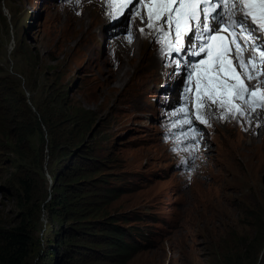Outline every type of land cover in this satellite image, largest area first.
Masks as SVG:
<instances>
[{
  "label": "rangeland",
  "instance_id": "rangeland-1",
  "mask_svg": "<svg viewBox=\"0 0 264 264\" xmlns=\"http://www.w3.org/2000/svg\"><path fill=\"white\" fill-rule=\"evenodd\" d=\"M74 7L0 0V229L24 224L28 264H264L263 154L251 153L264 136L252 147V124L194 122L202 137L183 165L170 124L185 72L162 56L155 71L114 65L112 42L137 40L132 13L114 33L121 16L105 13L87 43V11L66 20ZM111 231L128 256L112 257Z\"/></svg>",
  "mask_w": 264,
  "mask_h": 264
},
{
  "label": "snow or ice",
  "instance_id": "snow-or-ice-1",
  "mask_svg": "<svg viewBox=\"0 0 264 264\" xmlns=\"http://www.w3.org/2000/svg\"><path fill=\"white\" fill-rule=\"evenodd\" d=\"M66 2L80 6L82 0ZM104 3L110 19H118L132 7V18L145 25L140 33H154V42L168 61L165 66L174 64L186 73L183 104L171 113L176 119L170 124L179 130L174 137L178 147L172 151L189 154L183 165L194 164L202 137L194 122L212 127L216 118L251 124L253 115L264 110V0ZM126 38L132 43L131 32Z\"/></svg>",
  "mask_w": 264,
  "mask_h": 264
},
{
  "label": "bare ground",
  "instance_id": "bare-ground-1",
  "mask_svg": "<svg viewBox=\"0 0 264 264\" xmlns=\"http://www.w3.org/2000/svg\"><path fill=\"white\" fill-rule=\"evenodd\" d=\"M77 7H78L77 9L76 7H74L70 9L68 13H66L67 14L66 20L80 25V23L84 20L83 11L84 10L87 11L86 12L87 15L85 18H88L87 20L89 21V25H88L89 27L85 32V38L87 37L86 42L88 43L89 41L88 35L90 33V30L92 33L93 27L99 26L101 24L104 18V14L106 13V6L104 0H82L81 5ZM77 12H79L80 14L77 15ZM130 13H132V10L128 9L124 13V15L121 16L119 22H117L112 28L107 29V31L109 33H114V32H120L126 30V24H127L126 22L129 19L128 17L130 16ZM131 22H134L133 27L135 28V31L137 33L134 34L135 37H137V40L132 41V43H128L127 38L122 37L121 39H117L116 42H112L113 45L111 48H109V57L113 61L114 65L117 61L120 62V60L121 61L123 60V62L125 63L129 62L127 66L131 64L133 66H137L138 64L139 65L146 64L147 68L155 71L156 68L160 65L161 54L159 52V45L154 42V33L149 34L146 31L144 34H141L139 29L145 27V25L142 24L138 18L133 19V21ZM73 32L74 34H77L76 28L74 29ZM150 47H152L151 52H149ZM88 48H90V46ZM87 54H89V52H87ZM116 65L117 66L114 67L110 75L109 83L120 82V75L124 71V69H122V66H120L119 63H117ZM253 85L254 82H252V86ZM258 119H262L264 121V110L259 111L258 116L253 115V119L251 122L252 130L250 129L249 133L247 134V137L251 141L252 147H255L256 144L255 139L258 136V134L260 136H264V122L259 127H257V123L259 121ZM259 150L260 151L254 149L253 151H251L253 157H255L260 153L263 154L261 156V160L259 159L257 163L252 164V168H254L255 170L257 169V171H261L264 169V144H262Z\"/></svg>",
  "mask_w": 264,
  "mask_h": 264
},
{
  "label": "trees",
  "instance_id": "trees-1",
  "mask_svg": "<svg viewBox=\"0 0 264 264\" xmlns=\"http://www.w3.org/2000/svg\"><path fill=\"white\" fill-rule=\"evenodd\" d=\"M61 190L62 188H58V192ZM64 204L61 199L58 200L59 206ZM111 233L118 235L117 238H108L112 242L110 250L116 253L112 257L123 258L128 256L130 246L121 240L126 235L113 231ZM31 243V237L27 234L24 224L13 230L0 229V264H28ZM126 262L127 260L124 264Z\"/></svg>",
  "mask_w": 264,
  "mask_h": 264
},
{
  "label": "clouds",
  "instance_id": "clouds-1",
  "mask_svg": "<svg viewBox=\"0 0 264 264\" xmlns=\"http://www.w3.org/2000/svg\"><path fill=\"white\" fill-rule=\"evenodd\" d=\"M184 85V84H183Z\"/></svg>",
  "mask_w": 264,
  "mask_h": 264
}]
</instances>
